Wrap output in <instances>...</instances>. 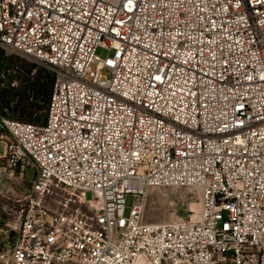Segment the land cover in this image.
<instances>
[{"label":"built area","instance_id":"1","mask_svg":"<svg viewBox=\"0 0 264 264\" xmlns=\"http://www.w3.org/2000/svg\"><path fill=\"white\" fill-rule=\"evenodd\" d=\"M0 50V168L35 170L0 190V264H264V0H0ZM161 187L197 217L145 221Z\"/></svg>","mask_w":264,"mask_h":264},{"label":"rangeland","instance_id":"2","mask_svg":"<svg viewBox=\"0 0 264 264\" xmlns=\"http://www.w3.org/2000/svg\"><path fill=\"white\" fill-rule=\"evenodd\" d=\"M97 55L105 58L108 50L98 48ZM4 154V144H0V156ZM10 169L0 168V190L8 195H22L25 186L34 179L35 170L28 167L25 173L17 172L10 176ZM23 171V169H22ZM0 192V212L5 200ZM87 197L91 194L88 192ZM200 211V190L196 187L149 188L144 203V220L147 222H171L180 219L196 218Z\"/></svg>","mask_w":264,"mask_h":264},{"label":"trees","instance_id":"3","mask_svg":"<svg viewBox=\"0 0 264 264\" xmlns=\"http://www.w3.org/2000/svg\"><path fill=\"white\" fill-rule=\"evenodd\" d=\"M2 55L3 53L0 50V58ZM9 66H26V64L18 58H12L9 60ZM53 80L54 75L52 73L40 71L33 81H28L25 87L22 88L19 103L15 107V117L17 119L38 124L44 122L48 101L52 92ZM24 81L27 82V80ZM28 92L33 94L32 100H29ZM16 96L17 93L15 92L8 94L3 92L0 100L8 104Z\"/></svg>","mask_w":264,"mask_h":264}]
</instances>
